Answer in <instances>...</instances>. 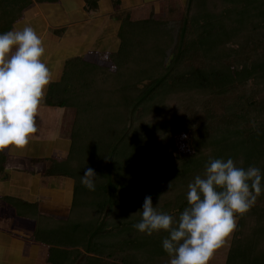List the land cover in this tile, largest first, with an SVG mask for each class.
I'll return each mask as SVG.
<instances>
[{"label":"trees","instance_id":"1","mask_svg":"<svg viewBox=\"0 0 264 264\" xmlns=\"http://www.w3.org/2000/svg\"><path fill=\"white\" fill-rule=\"evenodd\" d=\"M60 1L0 0V33L34 3ZM110 2L120 23L113 65L74 58L47 93L48 105L74 112L69 155L51 159L47 173L75 183L69 218H48L36 238L48 264H169L167 233L133 228L145 196L178 218L210 159L264 174V0H186L181 13L141 20L123 0ZM4 162L1 150L0 171ZM89 167L94 191L81 184ZM226 264H264V193L237 217Z\"/></svg>","mask_w":264,"mask_h":264},{"label":"crops","instance_id":"2","mask_svg":"<svg viewBox=\"0 0 264 264\" xmlns=\"http://www.w3.org/2000/svg\"><path fill=\"white\" fill-rule=\"evenodd\" d=\"M141 1L146 0H123L122 10L131 11L127 4H144ZM25 25L32 26L43 41V60L51 70V81L36 114L37 132L28 145L22 151L2 150L0 264H48V247L36 238L48 230V218L65 221L71 213L74 180L49 175L47 170L51 159L64 160L69 155L73 111L47 104L50 85L60 80L66 63L74 58L111 67V53L119 47L120 23L110 0L100 1L95 12L85 8L84 0L34 3L14 24ZM6 198L35 205L36 210L21 204L17 207L18 203Z\"/></svg>","mask_w":264,"mask_h":264},{"label":"clouds","instance_id":"3","mask_svg":"<svg viewBox=\"0 0 264 264\" xmlns=\"http://www.w3.org/2000/svg\"><path fill=\"white\" fill-rule=\"evenodd\" d=\"M45 47L30 25L13 26L0 33V150L22 151L37 132L36 114L51 70L44 62ZM96 173L87 168L81 184L95 190ZM187 207L178 218L153 206L145 196L133 225L147 236H167L162 249L169 264H208L214 251L236 228L237 217L247 213L264 193V174L255 166H237L232 158L210 159L203 176L187 186Z\"/></svg>","mask_w":264,"mask_h":264},{"label":"rangeland","instance_id":"4","mask_svg":"<svg viewBox=\"0 0 264 264\" xmlns=\"http://www.w3.org/2000/svg\"><path fill=\"white\" fill-rule=\"evenodd\" d=\"M185 4H186V0H158V1L146 0L142 5L141 4L138 5L136 3L135 5H132L131 3H129V5L127 4L126 7L131 8V11L129 12L131 13V18L133 20H141V19L149 18L152 15V13L165 16L167 14L169 7L175 8L176 13H181L182 10L185 8ZM112 62L113 61H111V66L113 65ZM73 116H74V112H73ZM71 126H72V122L70 128ZM183 138L184 137L179 138V143H184ZM179 146L182 151H187V148L184 144H179ZM234 231L225 239L224 244L214 251L213 255L209 259L208 264H226L227 254L232 242Z\"/></svg>","mask_w":264,"mask_h":264}]
</instances>
